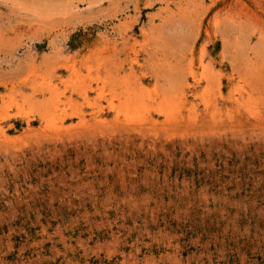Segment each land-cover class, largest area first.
<instances>
[{
  "label": "rangeland",
  "instance_id": "rangeland-1",
  "mask_svg": "<svg viewBox=\"0 0 264 264\" xmlns=\"http://www.w3.org/2000/svg\"><path fill=\"white\" fill-rule=\"evenodd\" d=\"M0 264H264V0H0Z\"/></svg>",
  "mask_w": 264,
  "mask_h": 264
}]
</instances>
